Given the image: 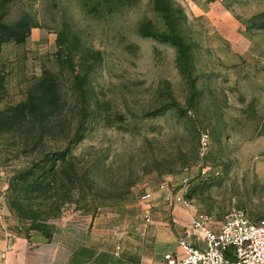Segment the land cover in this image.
<instances>
[{
	"label": "rangeland",
	"instance_id": "obj_1",
	"mask_svg": "<svg viewBox=\"0 0 264 264\" xmlns=\"http://www.w3.org/2000/svg\"><path fill=\"white\" fill-rule=\"evenodd\" d=\"M231 212L264 217V0H0L9 232L135 220L173 252Z\"/></svg>",
	"mask_w": 264,
	"mask_h": 264
},
{
	"label": "crops",
	"instance_id": "obj_2",
	"mask_svg": "<svg viewBox=\"0 0 264 264\" xmlns=\"http://www.w3.org/2000/svg\"><path fill=\"white\" fill-rule=\"evenodd\" d=\"M168 238L135 220L71 225L47 238L12 234L0 222V264H163Z\"/></svg>",
	"mask_w": 264,
	"mask_h": 264
},
{
	"label": "built area",
	"instance_id": "obj_3",
	"mask_svg": "<svg viewBox=\"0 0 264 264\" xmlns=\"http://www.w3.org/2000/svg\"><path fill=\"white\" fill-rule=\"evenodd\" d=\"M208 139V133L201 134L203 147ZM163 264H264V217L251 219L242 212H231L214 222L197 214L178 238V250L166 253Z\"/></svg>",
	"mask_w": 264,
	"mask_h": 264
}]
</instances>
